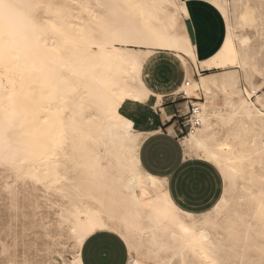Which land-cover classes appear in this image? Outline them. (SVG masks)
Instances as JSON below:
<instances>
[{"label":"bare ground","instance_id":"6f19581e","mask_svg":"<svg viewBox=\"0 0 264 264\" xmlns=\"http://www.w3.org/2000/svg\"><path fill=\"white\" fill-rule=\"evenodd\" d=\"M64 1L85 14L88 22L93 25L94 35L88 32V25L80 24L77 16L67 13L62 7H46L48 16L40 24L31 17L33 14L29 15L32 10L25 6V0H19V3L16 0H0V163H5L6 168L8 165L20 166L24 174L35 183H40L43 188H48L49 185L55 188H58L57 185L60 188L64 186L69 201L65 215L72 223H75L78 214L98 207L97 201H103L105 204L119 205L129 223L136 227L139 223L141 228L148 229L150 238L153 235L152 229H156L154 234L157 237L167 235L162 231L163 228L182 235L176 223L161 221L157 226L149 219L154 213L149 207L136 202L139 200L140 189L129 184L128 177L131 173L118 167L117 157L123 141L118 127L120 119L116 112L119 113L125 104L143 103L127 97L123 87L133 85L131 81L125 84L127 78L122 73L117 74L115 70L118 58L130 46L119 42L106 29L108 10L98 8L97 0ZM158 2L167 3L168 0ZM230 2L242 5L239 13L233 14V20L228 9ZM151 3L153 0H121V9L145 32L166 29L164 39L144 43L178 44L179 29L169 27L167 14L163 10H153ZM217 3L222 6V10L218 11L226 23V36L221 47L231 44L234 52V63L228 65L232 79L225 85L221 77L210 75L203 88H207L211 94L216 91L227 93L230 112L226 111L229 113L227 115L222 114L223 111L218 112L224 116L225 121L230 122L220 130L222 134L215 147L221 163L239 171L236 186L237 189H246L241 195L245 200L242 206L247 210V218L241 221L235 214L238 208L234 206L237 205L233 203L225 212L226 214L233 208V215L224 214L222 217L236 218L242 240L247 233L251 237L250 243H254L260 238L262 225L259 216L264 203V181L261 180L264 169L261 166L262 158L257 154L260 150L261 121L264 120L261 113L264 112V106L260 105L258 108L250 100L252 94L255 96L258 89L256 86H251L250 91L245 90V96L238 89V73L243 72L250 83L253 70L256 69L249 63L246 52L250 36L238 34L236 30H248L257 26L256 8L248 0L210 1L213 6ZM171 11L176 12V9ZM262 13L259 18L264 24V10ZM241 17L245 19L242 20ZM253 19L255 24L251 23ZM93 48L96 50L93 51ZM169 51L181 61L184 68V60L181 59L184 53L176 48ZM213 66L214 61L206 60L199 66L192 64L191 69L195 71L199 67L200 71H207ZM189 83H193L191 78ZM181 87H184V83ZM178 91L176 89L174 92ZM184 97L192 98L187 95ZM153 98L156 103L161 104V94L158 93ZM259 98L257 96L256 100L259 101ZM90 108H95L99 116L96 143L91 148L94 152L87 141L85 124V115ZM234 132L239 133L238 138L234 137ZM221 144L224 145L222 148ZM229 161L233 163L229 164ZM68 162L72 165L73 173L67 171ZM136 181L141 182L138 177ZM143 182L151 195L153 190L150 184ZM133 196L136 200L132 199ZM207 231L209 241L201 242L197 245V251L190 253L196 264H212L214 259L221 256V246L210 242L212 234L210 229ZM229 233L234 235V232Z\"/></svg>","mask_w":264,"mask_h":264},{"label":"snow or ice","instance_id":"6c2138e0","mask_svg":"<svg viewBox=\"0 0 264 264\" xmlns=\"http://www.w3.org/2000/svg\"><path fill=\"white\" fill-rule=\"evenodd\" d=\"M25 6L35 10L45 5L43 0H25ZM97 7L108 10L106 29L119 42L130 46L115 65L116 73H122L127 78L125 84L131 81L133 85L123 87L124 92L128 98L144 102V107L125 104L119 113L116 112L123 141L117 157L118 167L131 173L129 184L140 189L139 200L135 196L132 199L151 209L154 216L149 219L157 226L161 221L176 223L182 235L163 228L167 235L157 237L154 234L156 229H152L153 235L145 243L133 236L139 229L129 223L119 205L97 201L99 206L78 214L75 223L63 211L53 213L47 220L35 217L40 232L44 233L43 240L50 241L45 245L47 253L41 251L39 235L32 239L37 224L25 223L24 231L18 233L14 246L0 247V264H196L190 253H195L201 242L209 241L207 229L215 230L230 205H237L235 214L241 221L247 218V210L239 207L244 205L241 193L246 190L243 187L237 190L239 171L221 163L215 147L222 134L220 130L227 127L230 121H225L216 109L219 98L203 88L210 75H221L225 85L231 81L228 65L234 63L232 46L227 44L222 48L218 42L210 52L203 53L202 28L196 10L206 7L204 0H168L167 3L153 0L151 3L153 10H163L167 14L169 27L179 29L178 44L144 43L164 39L166 29L160 32L141 30L123 12L121 0H97ZM214 7L222 10L219 3ZM261 7L264 8V0H261ZM171 9H176V12ZM213 16L220 22L216 12ZM251 23L255 24V20ZM260 37L264 40V25ZM172 48L184 53L181 57L184 60L183 69L172 58L169 51ZM206 60L214 61V66L207 71H200L199 67L192 71V64L199 66ZM189 78L193 82L191 85ZM168 81H175L172 90L179 89V95L195 97L188 101V110L183 114L189 128L182 133H177L174 127L170 133H165L164 130L177 120V114L165 112L161 118L159 104L154 105L152 100L159 92V85ZM182 81L184 87H181ZM260 91L264 92V85ZM261 115L264 116V112ZM156 129L160 130L159 133ZM233 135L238 138L239 133L234 132ZM259 139L257 154L262 158L264 169V120L261 121ZM232 163L229 161V164ZM137 177L141 182L137 183ZM261 180L264 181V176ZM143 181L150 184L151 195ZM14 188L15 182L0 172V189L9 196L3 202L4 207L15 211V219L19 222ZM259 219L262 242L258 247L250 243L251 237L246 233L243 241L235 240L224 247L220 258L214 259L212 264H264V203ZM193 238L197 239L194 241ZM253 248L255 254H251ZM34 252L36 255H33Z\"/></svg>","mask_w":264,"mask_h":264},{"label":"rangeland","instance_id":"374dc122","mask_svg":"<svg viewBox=\"0 0 264 264\" xmlns=\"http://www.w3.org/2000/svg\"><path fill=\"white\" fill-rule=\"evenodd\" d=\"M230 1H232V0H230ZM254 1H255V3H254ZM254 1L253 0H248V3L250 5L252 3L251 6H253V7L256 8V18H257V23L256 24H257V26H255L253 29H248V30L247 29L246 30L245 29L244 30L238 29V30H236V32L238 34L239 33H242V34L246 35L247 37L250 36L249 37L250 38V43L247 46V48H249V49H247L246 52L248 53L247 56L249 57L248 58L249 59L248 60L249 63H251L252 65H254V67H255L256 70H253L254 71L253 72L254 74H252V79L250 80V83H249V81L247 79H245L243 72H241L240 70H238V71H240L238 73V89H239V91L241 90L242 96H245L244 95L245 94V90L250 91L252 89V87H254V88L257 87L259 90L256 89L255 96L256 97L257 96H260L259 101L256 100V97L254 96V94L251 95L250 100L256 105V107L260 108L261 106H264V92H261L260 91V88H261L260 86L264 85V83H263L264 82V72H263V70H264L263 69L264 68V40H262L261 37H260V30H261L262 25H264V24L260 21V18L259 17H260V13L263 14L262 12H263L264 8H261V1H256V0H254ZM43 2H44V5H45L44 7H41L39 9L32 10L29 13L30 16L32 14L34 15V16L32 15L31 17L35 21L39 22L40 24H43L45 22L44 19H46L47 16H48L47 11L45 10L46 7H51V8L52 7L53 8L54 7H57V8H61L62 7V8H64V10L67 13L73 14V15L77 16L78 19H79V23L80 24H86V25H88L89 26L88 32L90 34L94 35V31L92 30L93 25L88 22L87 17L85 16V14L82 13V12H79V11L75 10L73 5L67 4L64 0H43ZM240 5H241V3H238L237 5H235L233 2L232 3L231 2L229 3L228 9L231 11L232 20H233L234 15H236V14L239 13V11H240V9L242 7V5L241 6ZM257 7H259V8H257ZM252 37H254V38H252ZM260 42H262V43H260ZM92 50L95 51L96 49L93 48ZM250 51H252L254 53H252ZM255 52H257V53H255ZM261 55H262V57H260ZM172 58L176 61V63L179 65V67L181 69H183V65H182L181 61L177 57H175L174 55H172ZM257 66H259V68ZM216 77L217 78H220L221 75H217ZM257 90H258V92H257ZM175 91H176V89H175ZM178 93H179V91L176 92L175 94H173L174 96H172V99L174 97L175 99H177V101L179 103H182V108H181L182 109V113H185L188 110L187 109L188 108V101L189 100H194L195 97H192L190 99L183 100V99H181L180 96H176V95H179ZM213 95H215V96H217L219 98V103L216 104V107L218 106L216 108L217 111H221V112L223 111L222 114H224V115L229 114L228 112H230V108L228 106V101H227V97H226L227 96V93L224 94L221 91H216V92L213 93ZM152 100H153V103L155 105L156 102H155V99L153 97H152ZM138 104H140L141 107H144V102L143 103H138ZM153 110H155V108H153ZM95 111H96L95 108L94 109L93 108H90L88 110V113H86V115H85L87 117V119L85 121L86 128H87V137H88L87 141L89 142L90 149L95 146V143H96L95 136H96V132H97L96 129H98V122H99V116H97L98 115L96 113L97 111L96 112ZM226 111H228V112H226ZM91 127H92L93 130L91 129ZM91 150L94 152V149H91ZM69 163L70 162H68L67 165H66L67 166V171L69 173H73L72 172V169H71L72 165H71V163L69 165ZM4 164L5 163H0V172H3L6 177H10L12 180L13 179L15 180V181L14 180L13 181L15 182L14 191L16 192V195H17V208L19 209V213H18L19 214V222H17L16 219H15L17 213L15 211H12V210L4 207V203L3 202L4 201H7L9 199V196H8V193L7 192H5L2 189H0V247H3L4 245L14 246V244L16 242V239H17L18 233L19 234H22L23 231H24V225H25V223H27L29 225L37 224L36 233L35 234H32V239H35L36 238V235H39V237L41 239V241H40L41 251H44L45 253H47V248L44 247V246L47 243H50V241L43 240V234L44 233L40 232L39 224H38V221L35 219V217L39 216L42 219H45L46 220V219H48V217L50 215H52L55 212L63 211L64 213H66L67 207L69 206L68 205L69 204V201H68L66 192L63 189L64 186H63V188H60V186L57 185L58 188H55V186L49 185L48 188H43V186L40 185V183H35L33 181V179H31L29 176H27L26 174H24V172L22 171V168L20 166H11V165H8L7 164L9 167L7 166V168H6V164L5 165ZM3 167H5V168L3 169ZM16 168H18V169H16ZM9 170H11V171H9ZM19 177H21V178H19ZM30 188H31V190H30ZM35 188H37V189H35ZM52 189H53V191H52ZM237 190H239V189H237ZM45 193H47V194H45ZM45 195H47V197ZM31 196H33V197H31ZM41 198L43 200H41ZM46 198H48V200H46ZM56 198H57V200H56ZM46 202H47L48 205L46 204ZM51 202H52V204H51ZM34 203L36 205H34ZM43 203L46 204V205H44ZM56 205L57 206L60 205V206L57 207ZM46 206H47V208H46ZM243 206H240V207H243ZM235 207H237V206H234V208ZM37 208H39V211H36ZM243 208L246 209V207H243ZM26 214L29 217V219H27V220H25V215ZM227 214L233 215V208H232V210L228 211V213H226L225 215H227ZM53 218H55V217H53ZM226 221H228V222H226ZM227 224H228V226H227ZM237 224H239V222L234 217H231L229 219H225V217H221L219 219V221H218L217 227L215 228L216 230L210 229V233L212 234L211 235V241L210 242L212 244H214L216 242L217 244H219L221 246V249L223 250V248L226 247V246H228V245H230V243L234 239L235 240H239L240 239L239 238V236H240V234H239L240 227ZM137 228L139 229V231L135 232L134 233L135 234L134 236L137 237L138 239H143L144 242L147 243L148 240H149V238H150V231L148 229L141 228V226L139 225V223L137 225ZM230 230H232V231H230ZM229 232H231V233L234 232V235L232 233V235H233L234 238L232 237V235ZM143 233L146 234V235H144ZM213 234H214V236H213ZM238 234H239V236L236 237V235H238ZM215 238H216V240H215ZM241 241H243L242 240V237H241ZM261 242H262L261 241V238H258V240L256 239V242H254L255 247H258ZM59 251L62 252L63 249H59ZM251 254H255V248H253V252ZM33 255H36V253L34 252ZM203 264H209V263H203Z\"/></svg>","mask_w":264,"mask_h":264},{"label":"crops","instance_id":"0c3cea01","mask_svg":"<svg viewBox=\"0 0 264 264\" xmlns=\"http://www.w3.org/2000/svg\"><path fill=\"white\" fill-rule=\"evenodd\" d=\"M210 1L211 0H204V2L206 3V7L196 10L197 19L202 28L201 47L204 54L210 52L218 42L222 46L226 36L225 20L222 14L218 11V9L214 7L212 4H210ZM213 12H216L220 16V22H217L216 18L213 16ZM174 83L175 81H168V82H162L159 85L158 93L162 95V99H163L161 100V104L159 105L161 109L160 111L161 118H163L165 112H167L168 114H173L179 111L181 114H184L182 113V109H181L182 103H179L177 99H175L174 97L172 99V96H174L173 95L174 91L172 90L174 87ZM182 83L183 81L181 82V84ZM153 111H154L153 114H155V110ZM173 127L176 129L177 133H182L186 129V128L181 129L176 123V121H173L172 126L164 130L165 133H170ZM159 131H160L159 129H156L157 133H159ZM177 143H180V141H178Z\"/></svg>","mask_w":264,"mask_h":264},{"label":"built area","instance_id":"2783aa9c","mask_svg":"<svg viewBox=\"0 0 264 264\" xmlns=\"http://www.w3.org/2000/svg\"><path fill=\"white\" fill-rule=\"evenodd\" d=\"M181 97V99L185 100V97L184 95H178ZM177 114V120H176V123L178 124V126L181 128V129H184V128H189V124L187 121H185L183 119V114H181L179 111L176 112Z\"/></svg>","mask_w":264,"mask_h":264}]
</instances>
